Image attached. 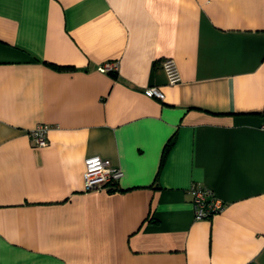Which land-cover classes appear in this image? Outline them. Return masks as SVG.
I'll return each instance as SVG.
<instances>
[{"label":"crops","instance_id":"1","mask_svg":"<svg viewBox=\"0 0 264 264\" xmlns=\"http://www.w3.org/2000/svg\"><path fill=\"white\" fill-rule=\"evenodd\" d=\"M0 264H264V0H0Z\"/></svg>","mask_w":264,"mask_h":264},{"label":"built area","instance_id":"2","mask_svg":"<svg viewBox=\"0 0 264 264\" xmlns=\"http://www.w3.org/2000/svg\"><path fill=\"white\" fill-rule=\"evenodd\" d=\"M118 61H107L100 65L99 69L103 72H114L117 70ZM161 67L165 72L167 83L176 84L180 81V73L175 60L171 57L161 61ZM149 96L162 97L157 87L145 89ZM49 125L38 123L29 130L28 135L35 147L47 145V133ZM123 177V171L111 164L108 160L99 156L88 157L84 161L83 191L107 190L117 191L118 181ZM191 194V204L193 207L194 219H208L224 208V202L207 186L193 183L189 187Z\"/></svg>","mask_w":264,"mask_h":264},{"label":"trees","instance_id":"3","mask_svg":"<svg viewBox=\"0 0 264 264\" xmlns=\"http://www.w3.org/2000/svg\"><path fill=\"white\" fill-rule=\"evenodd\" d=\"M114 73V72H113Z\"/></svg>","mask_w":264,"mask_h":264}]
</instances>
